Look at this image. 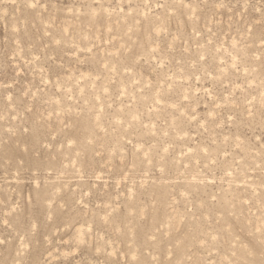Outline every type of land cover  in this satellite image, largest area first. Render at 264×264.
Returning a JSON list of instances; mask_svg holds the SVG:
<instances>
[{
    "label": "rangeland",
    "instance_id": "374dc122",
    "mask_svg": "<svg viewBox=\"0 0 264 264\" xmlns=\"http://www.w3.org/2000/svg\"><path fill=\"white\" fill-rule=\"evenodd\" d=\"M0 264H264V0H0Z\"/></svg>",
    "mask_w": 264,
    "mask_h": 264
}]
</instances>
